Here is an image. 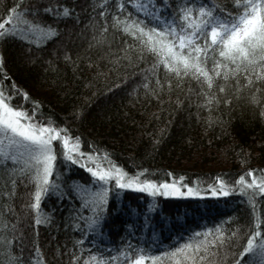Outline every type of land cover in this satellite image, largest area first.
<instances>
[{"label":"trees","instance_id":"trees-1","mask_svg":"<svg viewBox=\"0 0 264 264\" xmlns=\"http://www.w3.org/2000/svg\"><path fill=\"white\" fill-rule=\"evenodd\" d=\"M119 2L0 0V18L6 15L7 7L19 3L21 7H39L41 17L58 28L56 37L39 45L35 38L32 43L12 37L0 39V89L11 93L15 84L26 92L28 100L16 95L12 101L22 102L25 109L30 110L31 102L38 101L45 117L51 116L72 137H79V148L86 155L97 153L92 158L93 166L106 164L110 159L129 174L144 170L142 178L188 184L205 193L211 191L208 185L220 187L217 179L235 182L248 169H264V81L259 88L239 87L237 91L235 79L217 80L213 91L221 102L213 101L211 107L203 103L196 80L166 75L162 66L157 70L161 78V86L157 87L154 75L144 71L153 62L151 54L138 59L139 41L114 25L113 15ZM214 2L232 7L231 0ZM49 5L53 11L46 13L44 9ZM61 5L71 10L70 16H56ZM125 6L132 10L130 5ZM102 27L106 29L104 33L100 32ZM243 79L241 76L240 84ZM145 81L148 88L144 87ZM221 83L224 93L217 90ZM229 96V102L223 103ZM54 144L58 153L56 175L50 179L58 183L90 179L84 168L70 162V171H65L60 145L55 141ZM4 185V179H0V206L7 201L15 214H5L2 223L8 228H0V233L14 235L11 222L18 219L25 258L35 255L33 246L39 245L45 264H83L71 257L92 251L114 255L113 250L121 246L125 229L119 220L105 226L103 249L91 237L81 245L77 243L80 231L68 223L69 211L77 206V200L42 195L39 210H35L30 207L33 182L21 183L17 178L15 195L7 198L2 195ZM148 199L147 194L138 191L126 190L123 194V202L133 207L146 205ZM152 199L159 203L154 227L160 246L154 251L166 250L178 237L187 239L202 227L213 228L224 217L232 218L223 226L229 230L233 224L250 221L245 198L236 192L227 196ZM261 207L264 209V205ZM40 215H47L50 222L35 224L34 219ZM9 248L18 251L15 242ZM8 259V253L0 248V264H7ZM224 264H231V256Z\"/></svg>","mask_w":264,"mask_h":264},{"label":"snow or ice","instance_id":"snow-or-ice-1","mask_svg":"<svg viewBox=\"0 0 264 264\" xmlns=\"http://www.w3.org/2000/svg\"><path fill=\"white\" fill-rule=\"evenodd\" d=\"M231 3L232 7L221 6L214 0H120L113 20L120 31L139 41L141 57L138 59L144 54L153 57V62L144 71L146 75H154L157 87L161 86L157 70L162 66L166 75L196 80L204 97L203 103L211 107L213 101L221 102L213 91L217 80L235 79L237 91L239 87L259 88L260 82L264 81V0H231ZM126 4L131 6V11ZM58 7L57 17L71 15L69 8ZM44 11L51 13L53 8L49 5ZM40 13L39 7H21L19 3L7 7L6 15L0 18V39L12 37L32 43L35 38L39 45L56 37L58 28ZM100 15L104 16V12ZM105 31L103 27L100 29L101 33ZM2 60L0 56V72H3ZM241 76L243 84H240ZM164 83H170V80H164ZM144 87H149L147 81ZM217 90L224 93V84H219ZM16 95L28 100V94L15 84L11 86V93L0 89L3 197L15 195L19 178L21 183L27 180L35 185L32 209L39 210L42 195L77 200V206L69 211L68 223L80 231L81 239L77 243L81 245L88 243L91 237L103 249L106 225L119 220L125 229L121 246L113 250L114 255L92 251L88 255H73V261L82 260L83 264H224L231 256V264H264V209L261 207L264 205V169H248L240 173L235 182L217 179L220 187L208 185L211 191L205 193L188 184L142 178L144 170L129 174L110 159L106 164L93 166L92 158L96 152L86 155L79 148V137H72L68 129L57 124L51 116L45 117L39 111L38 101L31 102L30 110L25 109L22 102L13 103ZM230 99V96L223 99V103L227 104ZM76 112L78 115L79 109ZM54 141L60 145L59 155L66 163L65 171H70L67 167L70 162L84 168L90 179L80 183L66 180L58 183L56 179H50L56 175L58 153ZM126 190L147 194L146 205L125 204L123 194ZM230 192L245 198L250 221L233 224L229 230L223 226L232 218L224 217L213 228L202 227L187 239L178 237L166 250L154 251L160 246L154 227L159 203L152 198L227 196ZM9 213L15 214V209L5 201L0 206V228H8V224L2 222ZM49 222L47 215L34 219L35 224ZM18 223V219L11 222L14 235L0 233V248L9 256L7 264H45L39 245L33 246L35 255L29 254L25 258L23 233L18 231ZM172 226L170 223L169 227ZM13 242L17 252L9 248Z\"/></svg>","mask_w":264,"mask_h":264},{"label":"rangeland","instance_id":"rangeland-1","mask_svg":"<svg viewBox=\"0 0 264 264\" xmlns=\"http://www.w3.org/2000/svg\"><path fill=\"white\" fill-rule=\"evenodd\" d=\"M182 190H184V189H182ZM173 198H190V197H173Z\"/></svg>","mask_w":264,"mask_h":264},{"label":"bare ground","instance_id":"bare-ground-1","mask_svg":"<svg viewBox=\"0 0 264 264\" xmlns=\"http://www.w3.org/2000/svg\"><path fill=\"white\" fill-rule=\"evenodd\" d=\"M192 198H196V197H192Z\"/></svg>","mask_w":264,"mask_h":264}]
</instances>
